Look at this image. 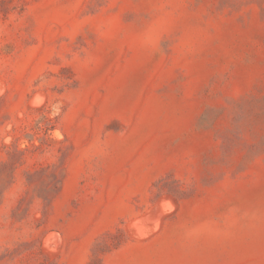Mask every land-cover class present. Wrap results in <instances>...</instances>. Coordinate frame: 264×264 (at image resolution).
I'll list each match as a JSON object with an SVG mask.
<instances>
[{
  "label": "rangeland",
  "instance_id": "374dc122",
  "mask_svg": "<svg viewBox=\"0 0 264 264\" xmlns=\"http://www.w3.org/2000/svg\"><path fill=\"white\" fill-rule=\"evenodd\" d=\"M0 264H264V0H0Z\"/></svg>",
  "mask_w": 264,
  "mask_h": 264
},
{
  "label": "bare ground",
  "instance_id": "6f19581e",
  "mask_svg": "<svg viewBox=\"0 0 264 264\" xmlns=\"http://www.w3.org/2000/svg\"><path fill=\"white\" fill-rule=\"evenodd\" d=\"M136 225H138V224H136ZM137 228H138V226H137ZM139 229H140V227H139ZM142 230V229H141Z\"/></svg>",
  "mask_w": 264,
  "mask_h": 264
}]
</instances>
